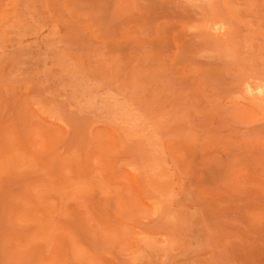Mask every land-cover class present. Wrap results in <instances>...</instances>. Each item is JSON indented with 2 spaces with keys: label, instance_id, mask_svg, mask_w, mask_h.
Wrapping results in <instances>:
<instances>
[{
  "label": "rangeland",
  "instance_id": "obj_1",
  "mask_svg": "<svg viewBox=\"0 0 264 264\" xmlns=\"http://www.w3.org/2000/svg\"><path fill=\"white\" fill-rule=\"evenodd\" d=\"M0 264H264V0H0Z\"/></svg>",
  "mask_w": 264,
  "mask_h": 264
}]
</instances>
